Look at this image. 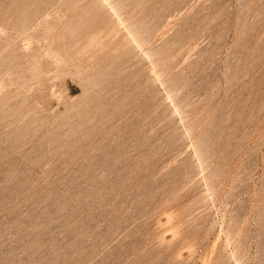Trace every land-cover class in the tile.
<instances>
[{
  "label": "rangeland",
  "instance_id": "1",
  "mask_svg": "<svg viewBox=\"0 0 264 264\" xmlns=\"http://www.w3.org/2000/svg\"><path fill=\"white\" fill-rule=\"evenodd\" d=\"M0 264H264V0H0Z\"/></svg>",
  "mask_w": 264,
  "mask_h": 264
}]
</instances>
